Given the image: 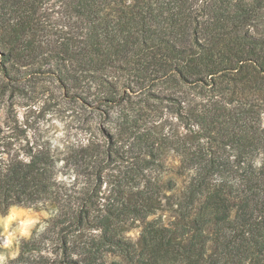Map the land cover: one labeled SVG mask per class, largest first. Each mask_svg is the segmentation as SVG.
<instances>
[{
	"label": "trees",
	"instance_id": "1",
	"mask_svg": "<svg viewBox=\"0 0 264 264\" xmlns=\"http://www.w3.org/2000/svg\"><path fill=\"white\" fill-rule=\"evenodd\" d=\"M49 1H0L2 76L52 64L57 80L74 89L84 79L116 89L118 74L131 77L125 85L215 86L220 77L252 72L264 79V0H54L73 31L43 52L34 12ZM134 112L121 122L133 129L134 160L113 181L102 178L88 147L64 153L46 141L12 140L0 128V213L14 206L49 213L10 264H264V145L256 165L260 152L243 131L232 141L235 160L220 162L223 148L203 142L217 141L219 114L195 118L205 133L182 145L140 123L142 109ZM165 146L181 157L187 185L152 181ZM86 159L92 166L83 171ZM165 208L174 217L168 225L151 218ZM137 227L134 242L127 234Z\"/></svg>",
	"mask_w": 264,
	"mask_h": 264
},
{
	"label": "rangeland",
	"instance_id": "2",
	"mask_svg": "<svg viewBox=\"0 0 264 264\" xmlns=\"http://www.w3.org/2000/svg\"><path fill=\"white\" fill-rule=\"evenodd\" d=\"M34 18L35 43L43 52L72 34L70 26L73 20L64 7L54 4V0L38 4ZM40 68L41 71L36 73L12 71L7 78L0 73V128L12 140L19 138L23 143L24 138L46 141L53 149L64 153L88 147L91 155L101 160L99 168L106 181L116 179L134 160L133 139L130 137L133 129L129 126L124 130L121 122L124 118L133 121L137 118L134 111L139 109L146 115L140 123L154 126L159 137H179L182 145L188 142L185 137L201 135L205 129L204 125L193 124L195 118L219 114V125H216L219 127L221 124V134L213 129L211 133L217 141H203L206 147L216 151L223 148L224 154L218 150V154H222L218 161L235 160L238 149L232 147L235 146L232 141L243 131L255 139L260 152L251 161L258 165L262 160L264 79L254 72L242 73L237 78L220 77L215 86L196 87L171 85L164 79L143 85H125L131 77L118 74L120 84L116 89L100 88L85 79L74 89L73 85H62L57 80V70L52 64ZM176 112L188 115L190 120H179ZM222 143L228 145L224 147ZM180 158L170 148H161L155 165L151 167L152 181L170 180L178 187L187 185L186 173H178ZM80 164L83 171L90 170L92 166L89 159ZM107 187L104 184L102 188ZM13 209L18 215L7 221ZM48 218L46 210L19 206L11 207L6 214L0 213V264H10L18 256L21 241L29 239L35 230H42ZM151 218H160L166 225L174 220L172 211L167 208ZM139 231L140 228H134L127 236L136 242Z\"/></svg>",
	"mask_w": 264,
	"mask_h": 264
},
{
	"label": "clouds",
	"instance_id": "3",
	"mask_svg": "<svg viewBox=\"0 0 264 264\" xmlns=\"http://www.w3.org/2000/svg\"><path fill=\"white\" fill-rule=\"evenodd\" d=\"M17 215H18L17 211L15 209H13L11 211V214L8 216L7 221H11V220L15 219ZM7 221H5V223H7Z\"/></svg>",
	"mask_w": 264,
	"mask_h": 264
}]
</instances>
